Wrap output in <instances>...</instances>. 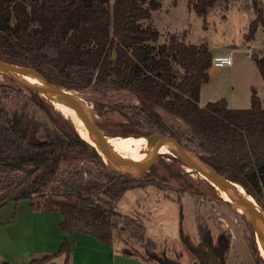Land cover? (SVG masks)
Listing matches in <instances>:
<instances>
[{"label":"trees","instance_id":"16d2710c","mask_svg":"<svg viewBox=\"0 0 264 264\" xmlns=\"http://www.w3.org/2000/svg\"><path fill=\"white\" fill-rule=\"evenodd\" d=\"M162 1L115 0L108 6V0H0V60L35 70L72 91L131 94L139 104L96 108V116L120 115L127 123V135L185 140L200 160L226 181L241 185L264 209L263 102L254 92L249 109H231L225 99L201 107V87L210 79L213 53L206 43L187 44L174 34L161 42L162 34L151 20ZM232 1L189 0V8L206 18L217 3H224L228 10ZM251 7L254 19L244 36L246 44L254 42L258 30L264 28L262 0H252ZM251 58L264 80V50L253 51ZM31 104L60 121L49 127L31 112ZM170 117L185 124L189 134L176 130ZM100 158L72 120L38 89L0 82V167L25 173L0 203L23 187L15 201L32 199L42 209L59 210L65 218L60 226L64 234L93 236L145 264H180L115 249L122 217L115 203L127 191L142 187L132 176L102 171L89 179L62 180L63 189L57 193L62 199L47 200L50 207L38 197L58 177L62 161L87 160L101 166ZM198 232L201 244L194 253L199 263L215 264L212 250L221 264H227L230 236L221 233L214 239L199 222ZM71 249L72 242H67L60 252L31 264L61 254H66V264H70ZM255 251L260 253L256 241Z\"/></svg>","mask_w":264,"mask_h":264},{"label":"rangeland","instance_id":"374dc122","mask_svg":"<svg viewBox=\"0 0 264 264\" xmlns=\"http://www.w3.org/2000/svg\"><path fill=\"white\" fill-rule=\"evenodd\" d=\"M114 1L108 0L107 5L111 6ZM174 3V0H163L162 8L153 12L151 23L162 34L161 42L174 34L187 44L206 43L213 55H225L232 51L236 67L234 79L229 73L224 74L225 77L217 76L224 84L225 93L233 95L235 88L238 91L243 81H247L246 77L253 78L255 72V67L250 70L246 64L249 53L244 39L254 19L252 0H233L228 10L225 9L224 3L219 2L206 18L199 17L189 8V0H177V3ZM146 23L148 21L143 22L144 25ZM253 45L258 47L254 48L256 52L264 50V28L258 30ZM216 70L217 68L213 67L211 72L216 75L218 74ZM12 81L24 86L23 82L11 74L0 71L1 83L12 84ZM212 82L217 83L216 78ZM261 82L254 86L253 91L258 93L264 104V85ZM72 92L95 116L96 108L105 109L107 105L116 104L130 108L139 104L131 94L125 92H112L108 96L92 90ZM31 112L51 128L60 121L57 116L36 104H31ZM96 117L100 129L107 138L121 141L143 138L127 135L125 133L128 129L127 123L120 115ZM168 121L182 134H189L185 124L171 117ZM73 125L76 128L75 123ZM80 136L83 138L84 135ZM159 141L160 138L156 137L144 138L141 150L118 153L133 162H143L153 157L151 150L157 149ZM183 142L188 144L185 140ZM98 152L103 159L101 166L87 160L62 161L56 180L39 193L38 197L44 199L42 200L44 205L50 207L47 203L49 199H62L57 196L63 189L62 180L81 177L89 179L101 174L102 171L112 175L123 173L124 176H132L139 180L142 187L127 191L115 203L116 211L122 216L117 225L118 238L115 249L148 255L149 259L156 256L155 258H168L180 264H200L196 252L194 253L201 244L199 222L212 233L214 239L221 233L230 236L227 264H263L261 259L263 255L257 242V230L251 220L243 213H238L234 204L226 201L218 189L194 172L188 160L184 161L174 153H163L149 171L139 173L134 169H123L100 150ZM24 176L25 173L22 171H8L0 167V198L21 183ZM176 178L179 180L176 181ZM260 209L264 212L263 208ZM141 237L143 240H140ZM255 241L260 253L255 251ZM85 247L87 250L82 253L86 258L85 264H105L99 255L91 251L92 246L87 244ZM55 262L63 264L61 259Z\"/></svg>","mask_w":264,"mask_h":264},{"label":"crops","instance_id":"0c3cea01","mask_svg":"<svg viewBox=\"0 0 264 264\" xmlns=\"http://www.w3.org/2000/svg\"><path fill=\"white\" fill-rule=\"evenodd\" d=\"M254 42L247 44L249 54L246 60L250 70L255 67L253 78L247 76V81H243V85L240 86L238 91L235 88L233 95H227L223 89L224 84L218 79V76L225 77L224 74L229 73L234 79L236 68L234 60L231 67L217 68L218 74L216 75L211 72L212 67L209 72L210 79L208 83L201 87V107L225 99L231 109L250 108L252 95L255 92L253 91L254 86H258L260 81L264 85V80L251 58L254 48H258L253 45ZM228 54H232V51L225 55ZM215 78L217 83L212 82ZM261 100L263 102V99ZM64 221L65 218L59 210L42 209L32 199L12 201L0 207V264H31L34 259L60 252L67 242H72L70 264L86 263V258L82 256V253L87 250L85 247L87 244L92 246L91 251L99 255L101 261L105 264H145L136 257L119 254L114 248H110V246L93 236L79 232H74L72 236L64 234L60 229ZM58 259L66 264V254H61L48 262L40 264H58L55 262Z\"/></svg>","mask_w":264,"mask_h":264},{"label":"water","instance_id":"95a60500","mask_svg":"<svg viewBox=\"0 0 264 264\" xmlns=\"http://www.w3.org/2000/svg\"><path fill=\"white\" fill-rule=\"evenodd\" d=\"M115 59L116 55L114 54L113 61H115ZM0 71H4L8 74L25 75L41 83L44 88H41L39 86H30L27 84L23 85L38 89L46 98H48L47 96H49L62 102L82 122L86 132L90 137V144L95 146L98 151L100 150L106 157L111 160H114V162H116L123 169H134L137 170L139 173L149 171L158 162V160L163 155L166 149L172 147L183 148L187 154L189 165L192 167L194 172L199 174L202 178L206 179L212 186L218 189L219 192H225L233 200L241 203L245 207L246 211L251 215V217H249L247 213L244 214L247 218L251 220V223L253 224L254 228L256 229V226H258L264 231V212L260 209L256 200L253 198L254 202L250 201L238 190V184L228 182L221 176H219L206 163L200 160L198 156L190 150V148L185 142L172 137L160 138L159 145L153 157L143 162L130 161L129 159L117 153L114 148H112V146L108 142V138L104 135L103 131L98 125L97 117L82 102H80L78 99L74 98L71 95L72 90L49 82L42 74L35 70L1 60ZM100 162H103L102 158H100ZM204 167H207L209 170H212L220 180L210 176ZM117 175L122 176L123 173H119ZM22 191L23 187H19L11 191L7 195V197L0 203V207H3L12 201H15V199L21 194ZM210 253L214 263L221 264L212 250H210Z\"/></svg>","mask_w":264,"mask_h":264},{"label":"bare ground","instance_id":"6f19581e","mask_svg":"<svg viewBox=\"0 0 264 264\" xmlns=\"http://www.w3.org/2000/svg\"><path fill=\"white\" fill-rule=\"evenodd\" d=\"M12 76H14L15 78H17L19 81L23 82L24 84H27V85H30V86H39L41 88H44V86L39 83L37 80L33 79V78H30V77H27L25 75H21V74H11ZM71 95L78 99V97H76V95L71 92ZM53 103L54 105L56 106V108L62 112V114L68 118L69 120L71 119L73 121V123H75L76 127H77V130L79 131V134H83V139L90 142L91 143V140H90V137L88 135V133L86 132L82 122L77 118V116L72 112L70 111L62 102H60L59 100L53 98V97H49L47 96ZM79 100V99H78ZM80 101V100H79ZM81 102V101H80ZM135 138V137H134ZM144 141V138H141V139H133V138H129L127 140H124V141H121V140H115V139H111V138H108V142L109 144L112 146V148L115 149V151L118 153V152H123V151H129V150H141V147H142V143ZM155 151L156 149H152L151 150V153L152 155L154 156L155 154ZM177 154L179 158H181L182 160L184 161H187L188 158H187V154L185 152V150L183 148H180V147H172V148H168L164 151V154ZM126 158V157H125ZM128 159V158H127ZM150 159V158H149ZM130 160V159H129ZM148 160V159H147ZM132 161V160H130ZM205 170L207 171V173L212 176V177H215L217 178L218 180H220L218 178V176L212 171V170H209L207 167H204ZM191 170V169H189ZM237 188L238 190L246 197L248 198L250 201L254 202V199L253 197H251L250 195H248L246 193V190H244V188L241 186V185H237ZM221 193V196L228 202H231L232 204H234V206L236 207V210L238 213H247L249 217H251V215L246 211L245 207L233 200L230 196H228L225 192H220ZM257 228V242H258V245H259V248L262 252V257L264 258V231L259 228L258 226H256Z\"/></svg>","mask_w":264,"mask_h":264},{"label":"built area","instance_id":"2783aa9c","mask_svg":"<svg viewBox=\"0 0 264 264\" xmlns=\"http://www.w3.org/2000/svg\"><path fill=\"white\" fill-rule=\"evenodd\" d=\"M264 4V0H262ZM233 65V55L215 56L212 60V66L216 68L231 67Z\"/></svg>","mask_w":264,"mask_h":264},{"label":"flooded vegetation","instance_id":"af4514ba","mask_svg":"<svg viewBox=\"0 0 264 264\" xmlns=\"http://www.w3.org/2000/svg\"><path fill=\"white\" fill-rule=\"evenodd\" d=\"M199 262H200V259H199Z\"/></svg>","mask_w":264,"mask_h":264}]
</instances>
